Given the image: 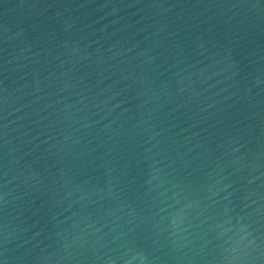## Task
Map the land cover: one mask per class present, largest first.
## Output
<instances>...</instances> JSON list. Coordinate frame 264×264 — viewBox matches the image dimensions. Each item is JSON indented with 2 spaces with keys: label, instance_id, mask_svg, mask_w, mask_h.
I'll list each match as a JSON object with an SVG mask.
<instances>
[{
  "label": "water",
  "instance_id": "1",
  "mask_svg": "<svg viewBox=\"0 0 264 264\" xmlns=\"http://www.w3.org/2000/svg\"><path fill=\"white\" fill-rule=\"evenodd\" d=\"M0 264H264V0H0Z\"/></svg>",
  "mask_w": 264,
  "mask_h": 264
}]
</instances>
